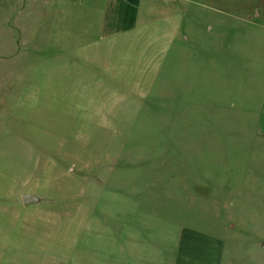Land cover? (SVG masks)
<instances>
[{
    "label": "rangeland",
    "instance_id": "rangeland-1",
    "mask_svg": "<svg viewBox=\"0 0 264 264\" xmlns=\"http://www.w3.org/2000/svg\"><path fill=\"white\" fill-rule=\"evenodd\" d=\"M23 1L0 0V262L66 257L133 212L264 264V0H195L106 40Z\"/></svg>",
    "mask_w": 264,
    "mask_h": 264
},
{
    "label": "crops",
    "instance_id": "crops-1",
    "mask_svg": "<svg viewBox=\"0 0 264 264\" xmlns=\"http://www.w3.org/2000/svg\"><path fill=\"white\" fill-rule=\"evenodd\" d=\"M40 2L41 0L23 1L21 16L26 19L36 17L43 22L44 11L39 8ZM56 3L57 8L50 11L54 22L52 26L61 28L63 25H69L81 34H94L101 40H106L152 27L156 21L162 22L165 19L164 13L168 9L194 4L195 0H56ZM31 26L42 27L44 24L36 23ZM262 96L259 124L261 141L264 144V94ZM99 228L98 236L85 234L79 236L78 240L73 237L72 245L75 246L69 247L66 257L58 255L49 260L48 257L45 259L43 254L37 252L35 259L30 257L20 261V264H242L244 262L242 256L239 259V256L235 255V250H230L231 247L220 239L205 236L194 229L180 228L178 234L165 235L162 241L161 237H157L154 222H140L137 214L133 212L117 213L114 223L107 222L105 225L101 223ZM76 245H78L77 249ZM244 250L240 248L236 251ZM6 264L18 263L9 260Z\"/></svg>",
    "mask_w": 264,
    "mask_h": 264
},
{
    "label": "water",
    "instance_id": "water-1",
    "mask_svg": "<svg viewBox=\"0 0 264 264\" xmlns=\"http://www.w3.org/2000/svg\"><path fill=\"white\" fill-rule=\"evenodd\" d=\"M22 202L25 206L36 204L38 202V198L32 194H25L22 196Z\"/></svg>",
    "mask_w": 264,
    "mask_h": 264
}]
</instances>
